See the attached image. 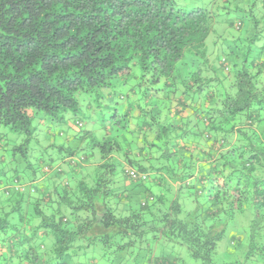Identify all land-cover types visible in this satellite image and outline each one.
I'll return each mask as SVG.
<instances>
[{"label":"trees","instance_id":"trees-1","mask_svg":"<svg viewBox=\"0 0 264 264\" xmlns=\"http://www.w3.org/2000/svg\"><path fill=\"white\" fill-rule=\"evenodd\" d=\"M232 3L0 0V125L26 137L14 151L36 121L75 131L28 181L0 170V264H96L94 250L176 264L154 255L175 246L218 264L240 220L245 255L220 264L264 263V4Z\"/></svg>","mask_w":264,"mask_h":264},{"label":"rangeland","instance_id":"rangeland-1","mask_svg":"<svg viewBox=\"0 0 264 264\" xmlns=\"http://www.w3.org/2000/svg\"><path fill=\"white\" fill-rule=\"evenodd\" d=\"M185 2H188L189 0H183ZM224 30H226V25L224 22H219L216 26V31H218L216 34H212L208 40L207 43L211 47H213V44L215 40L217 39V34L223 35ZM230 32H234L231 30ZM84 106H88V103H86ZM30 115H33L34 111L30 109L29 111ZM90 112V111H89ZM87 110H84V114L88 118V114H90ZM93 114V113H92ZM81 118H85L83 115H81ZM49 123L52 124V122L48 119ZM88 120L86 119V122ZM71 123L68 121L66 124H55V128L53 130V133L56 136L55 139V145L57 148H50L46 149L45 145L48 144V139L50 135L48 132L50 131L49 128L44 126L38 127V121L35 122L34 127L37 129V134L34 136V138L31 140L30 143L24 149H27V153H23L20 151H14L16 147H21L23 145H26V137L23 135H17L15 132L11 131L8 128L3 127L0 125V159L2 157H5V161H0V170H2L4 173L10 174V176L15 175L16 173H20L21 176L24 179L29 180L28 178L32 177V171L29 168L30 164L34 165L36 167V171L39 169L40 165L38 164V159L41 157H58L59 156V148L64 143L63 148L68 147H75V144L73 142L67 143L63 142V137H60V133L71 135L74 133L73 129H71ZM89 123L86 124L85 131H89ZM54 141V140H53ZM40 176L41 173H38ZM240 221H237V223L234 225V227L229 226L228 232L226 235V238L224 241H222L219 245V249L217 252V255L215 257L216 263L220 264L226 261H233L242 259L245 255V247L242 249H239L236 247L231 240L232 234H241L243 231L244 225L240 224ZM235 228V229H234ZM232 229V230H231ZM100 250H94V256H91V259H95L98 264H103L102 258L99 255ZM154 255H161L162 253L167 252L168 254H173L174 257H177L178 262L176 264H201L199 261L193 259L186 247L183 246H175L171 250H162L157 247V249H154ZM118 258L119 257H115ZM113 258V259H115ZM119 262V261H118ZM96 263V264H97ZM107 264H109L107 262ZM122 264H136L133 260H131L129 257L126 260H123ZM264 264V263H261Z\"/></svg>","mask_w":264,"mask_h":264},{"label":"crops","instance_id":"crops-1","mask_svg":"<svg viewBox=\"0 0 264 264\" xmlns=\"http://www.w3.org/2000/svg\"><path fill=\"white\" fill-rule=\"evenodd\" d=\"M252 1L253 0H232V6H231V8L233 9V8H235L236 7V5L238 4L240 7H242V6H245V5H250L251 3H252ZM256 1H258V5H259V7L260 8H263L262 6H263V4H264V0H256ZM220 22V21H219ZM219 22H217L216 24H215V31H216V26L218 25V23ZM223 22V21H222ZM226 29H227V27H226ZM224 31H226V30H224ZM223 31V32H224ZM218 32V31H217ZM81 124L82 123H80V126H81ZM42 125L44 126H46L47 128H49V132H48V134H51L52 133V131H53V126H51V123H49V121H48V119L47 120H45L43 123H42ZM72 127V129H73V131H74V127L73 126H71ZM76 129V128H75ZM75 132V131H74ZM53 137V136H52ZM50 138V137H49ZM50 141L52 140H54L53 138H51V139H49ZM50 144H52V142L50 143ZM50 144H48V145H50ZM48 167V166H47ZM49 168V167H48ZM47 169H44V171H46ZM48 177L49 176H43L41 179H43V178H45L43 181H46V180H48ZM39 186H42V185H40L39 184ZM41 247H43V246H41Z\"/></svg>","mask_w":264,"mask_h":264}]
</instances>
